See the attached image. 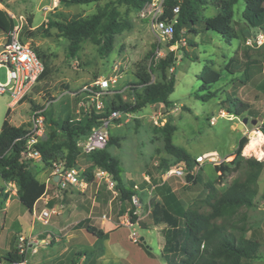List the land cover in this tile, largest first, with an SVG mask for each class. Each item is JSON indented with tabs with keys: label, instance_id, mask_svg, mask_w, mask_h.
<instances>
[{
	"label": "rangeland",
	"instance_id": "1",
	"mask_svg": "<svg viewBox=\"0 0 264 264\" xmlns=\"http://www.w3.org/2000/svg\"><path fill=\"white\" fill-rule=\"evenodd\" d=\"M161 2L162 0H150L139 11L126 5H117L120 12L119 19L124 26L114 35L109 52L101 50V45L98 43L100 36L97 34L82 39L74 53H71L70 41L58 36V31L54 27L50 28V36L26 37L24 42L41 57L46 73L12 108L10 118L13 119V123L27 128L30 126L33 106H42L47 113L44 116L45 126L41 139L46 138L50 131L51 120L65 117L79 120L89 117L92 112L97 114L105 112L110 102L116 99V92L123 100L130 101L129 86L136 81L135 72L138 63L148 66L153 56L156 59L173 49L178 57L174 65V90L168 97L169 107L160 100L150 102L137 112L111 119L107 127L108 135L117 140V144H111L108 151L119 160L120 176L125 187L132 190L134 189L132 185L135 183L138 186L137 189H140L134 193L139 203L134 204L129 201L126 203L128 207L134 206V223L129 220V210L121 208L119 201L109 202V199L115 195L114 190L107 188L104 180L95 179L93 172L95 167L91 168L90 159L82 151L77 158V164L83 171L89 170L92 173L90 180L83 175L88 184L82 191L70 190L69 187L59 191L51 179L49 167L41 159L29 161L31 171L39 181L44 182L46 190H44L46 192L44 196L47 201L45 203L39 201L35 210L38 212L44 206L48 209L56 208L58 213L50 216V222L46 226L59 239L65 238L68 230L81 228L79 224L84 219L98 227V220L110 218L111 207L115 212L119 210L116 215L118 221L121 213L127 214V224H121L102 242L103 250L105 247L111 249L112 253L119 256V259L110 258L108 263L103 264H123L120 258H127V256L137 259L144 257V250L138 245V241L144 248L159 253L157 240L160 238L162 244L163 235L159 227L156 229L149 227L150 220L146 216L147 199L164 185L163 187L173 188L182 200L190 203L191 200L203 197L204 182L213 180L219 173L214 168L218 163L204 159L202 162H197L191 171L192 174L198 173L201 176V180H197V183L184 184L180 177H164V165L169 166L174 163L164 150L160 132V126L166 119H170L177 126L172 136L173 143L182 146L194 159L210 151L216 152L222 159L234 151L242 129L246 131L248 137L251 131L258 130V123L252 124L251 120L260 118L264 113V104L257 108L253 103L256 100L253 97L256 93L264 99V67L262 71L260 61L252 65L244 63L236 46L239 42L250 47L258 45L257 37L263 32L258 29L256 34L248 37L249 41L254 38L252 45L247 44L244 39L241 41L240 26L237 22L245 20L242 18L243 3L239 1L233 6V26L237 37L226 41L216 32L204 29L201 19L194 25L197 29L196 33L188 31L187 28L182 29L181 33L186 31L185 38L182 36L179 41L170 45L171 38L162 37L152 29V20L155 13L156 15L160 13ZM102 5L103 2L66 5L59 3L58 0H0V16L10 20L13 27L17 25L19 32L23 33L24 27L27 28L29 24L32 28L41 23L46 25L49 19L57 18L56 13H63L66 18L74 15L88 16L95 13ZM211 8L218 11L216 7ZM172 22L174 24V20ZM9 32L0 28V50ZM263 43L264 41L261 44ZM150 51L153 52L152 55H148ZM204 66L215 69L221 75L217 81L209 85L208 89L199 90L201 80L198 74ZM171 70V68L168 69V72ZM5 72V67H0L2 82L6 80ZM103 77H110L114 79V82L107 90L99 91L94 83L98 78ZM151 78L154 79L155 75L152 74ZM91 85H93L92 89L97 91L96 93L87 90ZM209 90L213 91L214 95L203 99L201 96ZM10 100L8 93L0 95V126L9 108ZM237 100L247 101L252 111H245L240 116L228 113V108H233ZM98 101L102 103L101 108L96 106ZM14 114L16 118H12ZM109 115L102 117L100 121L103 118L107 119ZM211 117L215 119L213 124L210 123ZM243 117H248V121L239 128ZM59 138L63 139L61 135ZM262 149L264 150V142ZM232 157L233 155H227L224 160L228 161ZM246 157L259 159L254 154ZM160 160L164 161V165H159ZM236 175V172L228 174L221 184H216V187L225 188ZM258 179L264 195V170L263 176ZM10 191L9 189L7 192ZM186 203L184 202L185 206ZM2 207L0 208V258L13 246L15 247L19 234L29 235L30 225L33 223L38 225V222L32 218L31 212L17 196H10L6 209ZM239 211L247 214L248 226L249 224L254 226L255 221L260 219L258 211L253 207L241 206ZM131 232L136 234L137 242L129 238ZM13 234H16V237ZM141 237L143 239H140ZM95 242L96 239L92 244L88 240L84 244L73 245L65 259H72L71 262H73L76 249L79 253L87 251L86 257L92 253L101 255L103 250H97ZM26 258L29 257L26 256ZM8 263L0 259V264ZM98 263L101 264V261ZM160 263L166 264L163 258L157 257L156 264ZM26 264L29 263L26 261ZM81 264H86V261ZM243 264H264V256L246 259Z\"/></svg>",
	"mask_w": 264,
	"mask_h": 264
},
{
	"label": "trees",
	"instance_id": "2",
	"mask_svg": "<svg viewBox=\"0 0 264 264\" xmlns=\"http://www.w3.org/2000/svg\"><path fill=\"white\" fill-rule=\"evenodd\" d=\"M149 1L58 0L59 3L66 5H87L99 2H103V5L88 16L74 15L66 18L63 13H56L57 18L49 19L46 25L41 23L32 28L29 24L27 25L28 29L24 27L23 33L19 32V40L25 42L26 37L50 36V28L54 27L58 31V36L65 37L70 41L71 53H74L82 39L97 34L100 36L98 43L101 45V50L109 52L112 48L114 35L119 33L124 26L119 19L120 12L117 5H126L139 11ZM239 1L244 5L242 18L251 27L264 31V0H181L180 2L163 0L162 11L158 18L167 22L174 20V32L170 39V45L175 44L182 36L185 38L186 31L181 33L182 29L187 28L188 31L196 33L197 29L194 25L201 19L204 29L212 30L229 41L237 37L233 26V6ZM176 4L179 9L174 13L172 8ZM208 6L216 7L218 11L213 16L203 17L202 10ZM29 21L31 22V20ZM0 28L9 32L12 30L13 24L10 20H5L0 16ZM152 54L151 51L148 53V55ZM176 60L175 49H173L156 59L153 56V60L148 66L138 63L135 72L136 81L130 83L129 86L130 101L123 100L121 95L116 92V99L110 102L108 109L103 113L92 112L89 117L79 120L70 117L51 120V129L46 138L34 145V148L41 154V161L50 170L54 162H62L67 167L77 164V158L81 151L77 145L78 139L99 125L100 119L108 116L112 111L134 113L148 103L157 100L169 107L168 97L175 85L174 65ZM170 68L172 70L168 72ZM45 73L46 67L44 66L38 80ZM152 74L155 75L154 79L151 78ZM198 78L201 80L199 90L208 89L211 83L218 80L219 72L209 66H204L198 74ZM213 95L214 92L209 90L201 97L204 99ZM234 105L233 108H228V113L240 116L245 111H252L248 102L237 100ZM33 107V110L43 108L38 105ZM46 113V109H44V116ZM255 120L258 123L257 129L264 136V116L256 117ZM176 129V124L170 119H166L160 126L164 150L174 160L172 165L178 162L185 165V181L195 183L197 180H201L198 173L195 175L191 173L196 161L182 146L173 143L172 136ZM28 133L26 128L21 125H13L9 121L8 108L0 126V179L4 183L15 185L16 196L31 212L34 203L43 194L45 184L39 181L31 171L29 161L32 159H25L21 154L29 137ZM59 135L63 139H60ZM247 141L248 137L245 135L238 139L231 154L233 157L228 161L223 160L216 164L214 168L219 173L213 180L204 182L205 196L194 199L187 207L183 208L179 204H176L175 207H168L155 196L149 197L148 216L151 224H164L161 256L166 264H243L246 259L264 256V253L260 251L259 242L245 236L247 214L244 211H239L241 206L254 204V198L257 195V180L264 164L262 159L242 155ZM111 144H117V140L109 136L103 148L84 154L90 159L91 168L99 167L109 174L116 192L115 197L121 201L132 203L131 197L134 191L124 185L120 176L119 160L108 151ZM159 165H164V161L160 160ZM172 165H164L165 171ZM232 172H236L237 175L225 188L216 187V184H221ZM82 175L88 180L92 178V173L89 170H84ZM8 198L9 193L0 187V208L4 206ZM133 212L134 206H131L128 212L131 223L135 222ZM79 226L96 237V248L102 251V242L108 237V232L90 224L87 219H84ZM137 243L143 246L140 241ZM145 250L149 251L146 248ZM86 253L87 251H82V253L77 252L76 254ZM25 258L26 253L18 254L13 246L0 259L12 262Z\"/></svg>",
	"mask_w": 264,
	"mask_h": 264
},
{
	"label": "built area",
	"instance_id": "3",
	"mask_svg": "<svg viewBox=\"0 0 264 264\" xmlns=\"http://www.w3.org/2000/svg\"><path fill=\"white\" fill-rule=\"evenodd\" d=\"M163 1V0H162ZM180 2L181 0H176ZM154 4V3H153ZM162 2L159 7L162 11ZM179 6L176 4L172 10L174 13L178 12ZM160 9L159 12L161 13ZM154 15L152 20V29L154 32L162 37L171 38L174 32L173 22L164 21L159 19L158 16ZM257 37V44H261L264 41V31L261 32ZM253 40H247L246 43L252 45ZM4 66L6 69L5 76L6 80L4 82L0 81V95L8 93L11 97L9 101V109L15 107L20 99L26 94L27 91L33 86V84L38 81V77L44 70V63L42 59L36 54L31 46L21 42L19 40V29L15 25L12 30L8 33L6 41L2 44L0 50V67ZM114 82V79L110 77L98 78L95 81V86L99 91L107 90ZM92 86L87 90L92 93H96L92 89ZM97 108H101L102 103L98 101ZM44 108H38L33 111L30 117V126L26 128L29 131V137L26 140L25 148L21 152L25 159H40L41 154L39 150L34 148V145L41 140L44 133L45 117L43 114ZM129 113H122L120 111H112L109 117L103 118L99 125L93 127L91 131L79 138L77 145L83 153H88L96 149L103 148L108 140L107 127L111 119L119 118L121 115H128ZM215 121L214 117L210 118V123L213 124ZM207 159L211 162L220 163L224 159L219 158L218 154L214 151L204 153L195 157L196 163L202 162ZM83 169H80L78 164L73 166H65L62 162H54L51 167V179L56 184L59 191L67 189L69 186L79 187L81 185L85 186L86 181L82 175ZM94 176L96 179L104 180L109 189H113V182L110 179L109 174L102 168L95 167ZM186 173V167L183 163L178 162L172 165L164 172V177L168 178L170 176L183 177ZM134 188H137L134 185ZM115 192V191H114ZM131 200L134 204L139 203V199L136 194H133ZM33 217L40 221L42 224H47L49 218L53 214H57V210L54 207L48 209L47 207L42 208L38 212L32 208L31 211ZM132 225V224H131ZM130 239L135 241L137 236L134 232L130 233ZM15 248L18 254L25 253L27 249L35 247L39 241L33 237H27L20 234L17 237ZM8 264H26V259H21L19 261H12Z\"/></svg>",
	"mask_w": 264,
	"mask_h": 264
},
{
	"label": "crops",
	"instance_id": "4",
	"mask_svg": "<svg viewBox=\"0 0 264 264\" xmlns=\"http://www.w3.org/2000/svg\"><path fill=\"white\" fill-rule=\"evenodd\" d=\"M211 7L212 6H208L202 10L203 17L213 16L214 14L217 13ZM238 23L240 26L241 41H242V39L247 41L249 39L248 37H250V36L252 37L258 31V28L251 27L246 20H243V21L239 20L237 22V24ZM236 46H237V48H239L238 49L239 54L244 59V63H246L247 65L248 64L252 65L253 63H258L260 61L262 71H263V67H264V43L261 45H254L253 47H250L247 45H242V43L239 42L236 44ZM220 75L221 74H219V77H220ZM253 94H255V92ZM253 97L256 99L253 102L255 104V107L258 108L264 104V99L262 98L261 95H257V93H256ZM263 110H264V108H263ZM11 112H12V109L10 108L9 109V121L13 125L20 126V124L13 123V119L10 118ZM263 116H264V113L260 116V118H262ZM13 117L16 118V115L14 114L12 116V118ZM239 135H240V137L243 135L247 136V133H246V131H244V129H242L240 131ZM210 152H212V151H210ZM232 153H229L227 155H231ZM242 154H244L243 150H242ZM227 155H225L222 159H224ZM244 156H247V155L244 154ZM263 170H264V164L261 168V171H260L258 178H261L263 176ZM180 179H181L182 183H184V184L188 183L185 181L184 176L180 177ZM258 180H257V195L254 198V204L251 205L250 207H253L258 211L260 219H257L255 221L254 226H252L251 224H249V226L247 225V230L245 232V236L248 238L257 240L259 242V245H260V251L264 253V195H263V192H262V189L260 187V183ZM87 184L88 183L86 182V185ZM86 185L85 186L82 185V187H76V186L71 185V186H69L68 189L74 190V191H82V190H84ZM134 185H136V184L134 183L132 185V188H134ZM163 186L159 188L158 192H156L155 194H153L151 196H155L158 200L162 201L168 207H175L176 204H179L183 208L187 207L189 202L186 203V201L182 200L181 197L178 196L179 194H177L173 188H170L169 186H165V187H163ZM0 187H3L5 192H7L9 189L11 190L9 192V197L13 196V195L16 196V187L13 183H4L0 179ZM97 187H98V184H97ZM152 187H154V185H152ZM46 188H47V184H46ZM137 188H138V186H137ZM137 188L132 189L134 191V193H137L138 191H140V189H137ZM203 190H204L203 196H205L206 189L204 188V186H203ZM45 193L46 192H43V194L40 196V198L34 203L33 209H36V205L39 201H42L44 203L47 201L45 199V196H44ZM114 193L116 195V192H114ZM115 195L109 199V202H111L113 200H117L120 202L119 205L121 206V208L129 210L132 205L130 207L126 206V203L128 201H121V200H119V198L115 197ZM148 199L146 201V205L148 208L147 213H146L147 218H149V216H148V212H149ZM141 201L143 202V198H141ZM192 201L193 200H191L190 203ZM184 202L186 203V206L184 205ZM104 203L105 202H103V204ZM7 204H8V199L6 200V202L4 204V209H6ZM44 207H42V208H44ZM112 208L113 207L110 208V214H111L110 218L104 219V220H98V223H97L98 227H100L104 231L108 232V236L111 232H113L114 230L119 228L121 226V224H123V223L127 224V221H128L126 213H121V218H119V221H118L117 220L118 218L116 215L118 214L119 210L116 209L117 211L115 212ZM4 212L6 213V211H4ZM31 216H32V218H34L32 213H31ZM34 220H36V219L34 218ZM149 220H150V218H149ZM36 221L38 222V225H35L36 223L35 224L33 223L32 225H30L29 230L31 232L29 235H26L27 237H33L39 241V243L35 247H31V248L27 249L25 252L26 256L29 257V258H25L27 263H29V264H81L83 261H86V264H99L98 262L101 261V264H103V263H108L109 262L108 260L110 258L115 259V260L119 259L118 255L112 253L111 249H106V247H105L103 252L101 253V255L98 256L97 253H92L89 257H86L85 254L77 256V254H76L77 249H76L74 251V256H75L74 260H73V262H71L72 259L67 260V259H65V257L69 254V251H71L72 246L77 245L79 243L84 244V243L88 242V240L90 241V244H92L94 239H96V237L93 235H90L84 228H78V229L76 228L73 230H68L66 232L67 236L65 238L59 239L58 236L55 233H53V231H51L50 228H48L46 226L49 224L50 221L47 224H42L38 220H36ZM149 227H152L154 229L159 227V229L162 233V228L164 227V224L152 225L151 220H150ZM21 234L23 235V233H21ZM14 236L16 237V234ZM129 238H130V235H129ZM140 239H143V237H141ZM163 242H164V237H163L162 244H161L160 238H158L157 247H158L159 253L152 252L151 250L146 251L143 246L138 244L144 250V254H145L144 257L141 256L140 258L137 259V258H134L131 256H127V258H120V260L123 262V264H135L136 262H140L141 264H156L157 257L162 258L161 252H162ZM87 260H88V262H87Z\"/></svg>",
	"mask_w": 264,
	"mask_h": 264
},
{
	"label": "bare ground",
	"instance_id": "5",
	"mask_svg": "<svg viewBox=\"0 0 264 264\" xmlns=\"http://www.w3.org/2000/svg\"><path fill=\"white\" fill-rule=\"evenodd\" d=\"M264 142V136L261 131L253 130L250 133L247 143L243 148L244 154H254L257 158H264V150L262 149V144Z\"/></svg>",
	"mask_w": 264,
	"mask_h": 264
},
{
	"label": "water",
	"instance_id": "6",
	"mask_svg": "<svg viewBox=\"0 0 264 264\" xmlns=\"http://www.w3.org/2000/svg\"><path fill=\"white\" fill-rule=\"evenodd\" d=\"M248 121V117H243L242 120H241V123L239 124V127L242 128L243 125ZM251 123L252 124H255L256 123V120L255 119H252L251 120Z\"/></svg>",
	"mask_w": 264,
	"mask_h": 264
}]
</instances>
